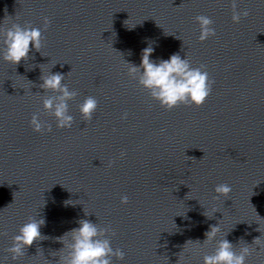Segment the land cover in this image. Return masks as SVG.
<instances>
[{
  "label": "clouds",
  "instance_id": "obj_1",
  "mask_svg": "<svg viewBox=\"0 0 264 264\" xmlns=\"http://www.w3.org/2000/svg\"><path fill=\"white\" fill-rule=\"evenodd\" d=\"M231 9L233 23H239L242 18H247L250 15L247 9L238 10L237 0H232ZM194 19L199 25V41H206L216 35L213 27L214 22L210 17L197 15ZM49 24L50 20L45 17L44 28L46 29ZM177 39L180 38L177 37ZM0 43L3 44V48L0 49L2 59L13 65H18L22 60L27 61L29 59L30 45L36 51L41 50L43 46L42 31L40 28L32 27L29 23L24 25L16 22L3 23L0 25ZM153 52L152 46L144 48L139 66L125 61L128 65V75L137 79L138 84L147 90L150 97L165 110L171 111L180 105L201 107L211 95L214 84V81L209 77L206 66L193 67L187 55L186 58L182 59L179 54H173L167 60L160 59L159 62H156L150 59ZM41 79L43 83L39 87L44 89V92L53 93V95L42 97L44 112L55 119L58 129L71 128L74 117L70 114L69 102L74 101L79 93L64 83L65 75L62 73L49 71L47 75H42ZM98 105L99 101L91 95L84 98L78 105L79 113L84 122H91ZM126 117L127 113L122 119ZM29 123L34 132L44 134L52 131L51 124L41 120L39 113H34ZM120 155L123 158L125 153L121 152ZM187 158L192 161L196 160L194 157ZM111 164L112 162H109V166ZM214 192L217 195L213 199L218 200L221 196L227 199L232 192V187L226 183L217 184ZM128 202L127 195L121 197V204ZM217 211L213 210L211 215L205 212L204 215L211 219ZM85 215H88L86 211ZM45 223L44 218L38 219L37 216H29L27 221L19 227L18 234L12 237L11 246L5 250L11 254L13 261L25 256L27 248L32 246L34 242L47 239L40 231ZM78 224L79 227L73 228L56 238L58 242L63 244L61 249L54 252L59 253L57 264H112L113 258L117 260L125 258L123 250L112 247L111 237L115 233L110 226H100L88 219H81ZM257 230L260 231V228ZM220 233V223L210 225V229L205 232L206 239L201 244L213 246V242L215 243L211 254L203 256V264H246L247 258L256 251V248L244 243V246L237 250V247L226 239L228 233H224L222 237L217 239ZM259 239L260 237L256 238L253 244L259 245ZM189 242L192 241L189 240L187 243ZM241 242L243 240L240 241L239 245ZM37 252L43 254L42 249L38 248ZM5 260H7V256ZM45 262L49 264L50 261L45 259Z\"/></svg>",
  "mask_w": 264,
  "mask_h": 264
}]
</instances>
